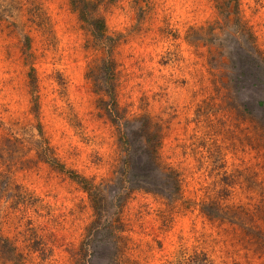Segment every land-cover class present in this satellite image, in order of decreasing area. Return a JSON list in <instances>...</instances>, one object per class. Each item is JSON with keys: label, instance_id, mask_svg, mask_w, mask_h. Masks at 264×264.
I'll return each mask as SVG.
<instances>
[{"label": "rangeland", "instance_id": "374dc122", "mask_svg": "<svg viewBox=\"0 0 264 264\" xmlns=\"http://www.w3.org/2000/svg\"><path fill=\"white\" fill-rule=\"evenodd\" d=\"M93 1L0 0V264H264V0Z\"/></svg>", "mask_w": 264, "mask_h": 264}, {"label": "trees", "instance_id": "16d2710c", "mask_svg": "<svg viewBox=\"0 0 264 264\" xmlns=\"http://www.w3.org/2000/svg\"><path fill=\"white\" fill-rule=\"evenodd\" d=\"M74 3H75L74 5L77 8H80L81 18L84 20L92 21L91 23L93 27L95 28L96 33L99 32L100 34H102L106 31L105 21L101 17L94 15L96 11V7L95 5H93L95 4L93 0H74ZM46 157H47L46 158L47 162H49L54 167L58 168L59 170L65 169V166L61 164L59 161H57L56 159L50 158L49 156H46ZM71 177L74 180H76L82 186V188L88 193L93 203L95 212L97 213L98 211H101L100 205H101V202L104 200L103 198L104 193H103L102 188L99 185L93 183L88 178L80 174H77L73 171L71 172Z\"/></svg>", "mask_w": 264, "mask_h": 264}]
</instances>
